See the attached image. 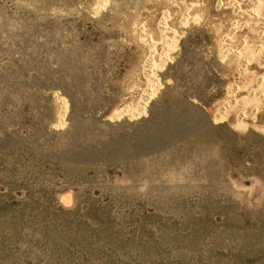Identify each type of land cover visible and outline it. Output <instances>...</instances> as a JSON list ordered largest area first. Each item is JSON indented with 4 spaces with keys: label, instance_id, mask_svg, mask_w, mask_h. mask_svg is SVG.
<instances>
[{
    "label": "rangeland",
    "instance_id": "374dc122",
    "mask_svg": "<svg viewBox=\"0 0 264 264\" xmlns=\"http://www.w3.org/2000/svg\"><path fill=\"white\" fill-rule=\"evenodd\" d=\"M216 1L0 0V264H264V43Z\"/></svg>",
    "mask_w": 264,
    "mask_h": 264
},
{
    "label": "bare ground",
    "instance_id": "6f19581e",
    "mask_svg": "<svg viewBox=\"0 0 264 264\" xmlns=\"http://www.w3.org/2000/svg\"><path fill=\"white\" fill-rule=\"evenodd\" d=\"M188 1V0H187ZM198 1V2H197ZM181 2V1H180ZM215 2V1H214ZM217 3H212V2H210V9H211V12H217V8L216 7H219V8H221V10L223 9L224 11H226V18H227V13H228V15H229V17H228V23L225 25L226 26V29H225V31L227 32V34H226V37H227V39L228 38H231V36H230V34H228V33H232V35L234 36V37H236V38H242L241 40H240V42L242 41L243 43H241V44H243L242 46L244 47V49H242V50H244V53L243 52H238L240 55H241V57H243L244 58V60L246 61L247 60V58L249 59V57H250V55H249V50L251 49L252 50V48L253 47H255L256 45H260V44H258V43H264V0H217L216 1ZM169 3V2H168ZM176 3H177V0H176ZM181 3H183V2H181ZM187 3V2H186ZM190 3V2H189ZM166 4V3H165ZM188 4V3H187ZM186 4V5H187ZM184 5H185V3H184ZM189 5H192V6H195L196 8H197V6H199L200 5V2H199V0H192V4H188V6ZM203 5H207V4H204V2L202 3V6ZM180 6V5H179ZM183 6V5H182ZM206 7V6H205ZM180 8V7H179ZM183 8V7H182ZM196 8H195V10H196ZM202 8V7H201ZM207 8V7H206ZM184 9V8H183ZM186 9V8H185ZM190 9V8H189ZM199 9V8H198ZM205 9V8H204ZM191 10H194V9H191ZM202 10V9H201ZM201 10H199L200 12H201ZM219 10V9H218ZM222 10V11H223ZM184 11V10H183ZM188 11V10H187ZM203 11V10H202ZM209 11V10H208ZM223 11V12H224ZM194 12V11H193ZM197 12V11H196ZM199 12V13H200ZM207 12V11H206ZM205 12V13H206ZM185 13V12H184ZM188 12H186L185 14H187ZM190 13H191V11H190ZM198 13V14H199ZM218 13V12H217ZM204 14V13H203ZM214 14V13H213ZM219 14V13H218ZM161 15V14H160ZM193 15V14H192ZM206 14H204V16H205ZM216 15V14H215ZM224 15V14H223ZM178 16V15H177ZM207 16V15H206ZM211 16V15H210ZM210 16H208L209 18H207L208 20L210 19ZM214 16V15H213ZM143 17V16H142ZM153 17H155V16H153ZM215 17H217V16H215ZM163 18H164V16H163ZM219 18H220V16H219ZM161 18H159V20H160ZM165 19V18H164ZM176 19V18H175ZM174 19V20H175ZM221 19H222V17H221ZM179 20V19H178ZM219 20V19H218ZM225 20V19H224ZM151 21H153L152 20V18H151ZM161 21V20H160ZM160 21H155V23L156 22H160ZM165 22H166V20H164ZM171 21V20H170ZM149 22V21H148ZM147 22V23H148ZM163 22V21H162ZM180 22V21H179ZM212 22V21H211ZM147 23H146V25H147ZM153 23V22H152ZM164 23V22H163ZM157 24V23H156ZM162 24V23H161ZM158 25H160L159 23H158ZM158 25H154V28L157 26L158 28H160L161 29V27L163 26V28L165 27V24L163 25L162 24V26L160 27V26H158ZM148 26V25H147ZM152 26V25H151ZM151 26H150V29H151ZM222 26H224V23H223V25ZM212 27V26H211ZM214 27V26H213ZM153 28V27H152ZM162 28V29H163ZM166 28V27H165ZM216 28V27H215ZM223 28V27H222ZM221 28V29H222ZM156 29V28H155ZM160 29H159V31H160ZM151 31H153L154 32V29L152 30L151 29ZM156 31H158V30H156ZM163 31V30H162ZM161 31V32H162ZM166 31H167V29H166ZM152 32V33H153ZM160 32V33H161ZM225 32V33H226ZM151 33V34H152ZM159 34V33H158ZM223 34H224V31H223ZM142 35V34H141ZM147 35H148V33H147ZM162 35V33L160 34V36ZM225 35V34H224ZM139 36V35H138ZM146 36V35H145ZM164 36V35H163ZM147 37V36H146ZM151 37V36H150ZM150 37H149V40H150ZM157 36H155V38H156ZM224 37V36H223ZM233 37V38H234ZM216 38V37H215ZM218 38V37H217ZM220 38V37H219ZM143 39V38H142ZM154 39V38H153ZM158 40H159V38H157ZM221 39H222V37H221ZM224 39H225V37H224ZM223 39V40H224ZM237 39V40H238ZM245 39H247V42H246V40ZM156 40V39H155ZM230 40V39H229ZM235 40V39H234ZM236 40V41H237ZM152 41H154V40H152ZM161 41V40H160ZM217 41V40H216ZM226 40H224V42H225ZM228 41V40H227ZM230 41H232L233 42V40H230ZM229 41V42H230ZM236 41H234V42H236ZM156 42H158V41H156ZM155 41L154 42H150V43H156ZM162 42V41H161ZM221 42H222V40H221ZM223 42V43H224ZM228 42V46L230 45V43ZM238 43H239V41H237ZM236 42V44H235V46L238 44ZM149 42H148V45L150 44ZM161 44V43H160ZM222 44V43H221ZM226 45H227V43H225ZM224 44V45H225ZM233 44V43H232ZM147 45V46H148ZM152 45V44H151ZM157 45V44H156ZM232 45H230L229 46V49H230V47H231ZM234 46V45H233ZM232 46V47H233ZM241 46V47H242ZM223 47V46H222ZM227 47V46H226ZM225 47V48H226ZM261 47H262V45H261ZM149 48H150V45H149ZM156 48V47H155ZM228 48V47H227ZM145 49H147V47H145ZM233 49V48H232ZM235 49H237V48H235ZM239 49V48H238ZM249 49V50H248ZM228 50V49H227ZM259 50H261L260 48H259ZM263 50H264V48H263ZM238 51V50H237ZM143 52V51H142ZM256 52L257 53H259L257 50H256ZM261 52V51H260ZM237 53V54H238ZM253 53V52H252ZM257 53H255V54H257ZM230 54V53H229ZM254 54V56L253 57H257L258 55H260V57H262L263 55H262V53H260V54H257V55H255ZM264 54V53H263ZM259 57V56H258ZM256 58H253V61L255 60ZM252 60V59H251ZM259 60V59H258ZM257 60V61H258ZM245 61H243V62H245ZM241 62V61H240ZM242 62V63H243ZM249 63H251V62H249ZM253 63V62H252ZM258 63V62H257ZM245 64V63H244ZM254 64V67L256 66L255 64H256V61H255V63H253ZM247 65V64H246ZM250 65V64H249ZM248 65V66H249ZM252 65V64H251ZM142 67H143V65H141ZM239 66L241 67V65L239 64ZM257 67H258V65H257ZM146 67H144V69H145ZM245 68V67H244ZM248 69H250V68H248ZM253 69H255V68H253ZM253 69H251V70H253ZM263 69H264V65H263ZM251 70H249V71H251ZM259 70V69H258ZM257 70V71H258ZM239 71V70H238ZM254 71V70H253ZM252 71V72H253ZM261 71V70H260ZM246 72H248V70L246 71ZM256 72V71H255ZM259 72V71H258ZM264 72V71H263ZM141 73V72H140ZM260 73H262V71L260 72ZM244 74V73H243ZM247 74H249V72L247 73ZM144 75V74H143ZM242 75V74H241ZM252 75V74H251ZM253 75H254V73H253ZM252 75V76H253ZM256 75V74H255ZM255 75L253 76V78H255ZM260 75V74H259ZM258 75V76H259ZM139 76H141V75H139ZM245 76V75H244ZM264 76V75H263ZM149 77H151V76H149ZM257 77V76H256ZM144 78V77H143ZM148 78V77H147ZM239 78H241V77H239ZM252 78V79H253ZM261 78V77H260ZM262 79V78H261ZM246 80H248V78H246ZM249 80H250V77H249ZM263 80H264V78H263ZM263 80H261V81H263ZM137 81V80H136ZM135 81V82H136ZM237 81V80H236ZM256 81V80H255ZM257 82V81H256ZM264 82V81H263ZM262 82V83H263ZM139 83V82H138ZM253 83H254V81H253ZM261 83V82H260ZM133 84V83H132ZM257 84H259V82L257 83ZM140 85V84H139ZM256 86V85H255ZM254 86V87H255ZM143 87V86H142ZM128 88H130V87H128ZM257 88H258V86H257ZM259 88H261V87H259ZM263 89V88H262ZM126 90V89H125ZM231 90V89H230ZM258 90V89H257ZM149 91V90H148ZM148 91H146V92H148ZM242 91V90H241ZM260 91H261V89H260ZM130 92V91H129ZM128 92V93H129ZM234 93V92H233ZM232 93V94H233ZM239 93V92H238ZM252 93V92H251ZM261 93H262V91H261ZM131 94V93H130ZM135 94V93H134ZM133 94V95H134ZM144 93H142L141 95H138L137 97H134V98H131V100H134L135 101V103H134V105H133V107L135 106V108H136V110H140L141 108H142V100H143V98H144V96L147 94V93H145L144 95H143ZM136 95V94H135ZM254 95V94H253ZM252 95V96H253ZM257 95V94H256ZM125 96V95H124ZM131 96V95H130ZM235 96V95H234ZM238 96V95H237ZM129 97V96H128ZM133 97V96H132ZM230 97V96H229ZM251 97V96H250ZM254 97V96H253ZM258 98V97H257ZM256 98V99H257ZM127 101H129V103H132V102H130L131 100L129 99H126ZM243 100V99H242ZM255 100V99H254ZM258 100H259V98H258ZM127 101H125V102H127ZM133 101V102H134ZM252 101V100H251ZM250 102V101H249ZM253 103H254V101H253ZM257 103V102H256ZM258 103H261V102H258ZM126 104V103H125ZM234 104V103H233ZM249 104V103H248ZM255 104V103H254ZM254 104H252V105H254ZM262 104V103H261ZM227 105V104H226ZM245 105V104H244ZM258 105V104H257ZM125 106V105H124ZM126 107L127 108H123V110H128V109H130V108H132V106H130V105H128V102H127V104H126ZM254 108V107H253ZM242 109V108H241ZM256 109V108H255ZM263 109V108H262ZM122 110V109H121ZM131 110V109H130ZM129 110V111H130ZM133 110V109H132ZM135 110V111H136ZM261 110V109H260ZM128 111V112H129ZM127 112V111H126ZM133 112V111H132ZM231 112V111H230ZM228 113V112H227ZM249 113V112H248ZM251 117V116H250Z\"/></svg>",
    "mask_w": 264,
    "mask_h": 264
}]
</instances>
